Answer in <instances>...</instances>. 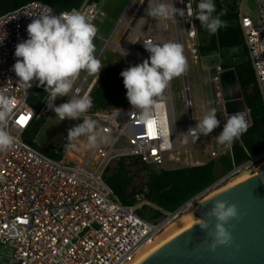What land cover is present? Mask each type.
<instances>
[{"label":"built area","instance_id":"2783aa9c","mask_svg":"<svg viewBox=\"0 0 264 264\" xmlns=\"http://www.w3.org/2000/svg\"><path fill=\"white\" fill-rule=\"evenodd\" d=\"M243 1L237 8L238 23L264 105V0H255L259 13L256 24L243 13ZM102 2L82 0L77 6L60 9L33 0L0 14V92L15 98L7 127L17 138L11 149L0 152V245L12 250L9 257L0 254V264H137L142 251L152 245L178 216L194 211L196 204L223 182L241 173L255 172L264 161L263 149L245 162L233 165L226 174L172 211L152 202L145 195V187L135 191L132 203L120 201L104 180L113 164L121 158H128L158 170L167 169L164 168L165 157L177 161L173 153L186 145L181 143L178 135L194 128L196 121L186 71L181 75L182 101L186 108L183 131H178L175 125L168 84L153 108L150 121H143L139 111L128 105L88 112L69 126L70 129L81 123L85 116H90L98 121L97 130L110 136L108 143L89 149L85 146V138L73 142L71 148L61 142L51 145V156L27 142L25 134L32 122L50 109L46 104L48 93L39 101L34 99L38 94L36 80L26 92L17 82L19 78L12 71L17 59L14 56L16 44L27 39L26 27L31 20L49 9L53 15L75 9L93 23L104 19ZM150 2L129 0L109 36L103 38L97 58L106 45H111L116 52L128 57L123 58L126 62L135 65L149 56L143 47L146 39L165 43L164 38H167L166 42H179L183 53L187 42L193 58L197 57L193 0H172L181 15H176L175 21L171 19V31H168L165 19L147 17L145 9ZM187 4H191V8ZM129 11L130 18L127 17ZM119 28L122 29L121 44H116L111 38ZM95 37H99L97 33ZM222 70L218 61L208 73L218 94V75ZM89 76L83 72L78 83L73 85L69 99L73 93L90 95L99 76L87 83ZM55 104H60V97ZM56 120L61 122L57 116ZM66 137L67 134L62 141ZM218 154V150H212L210 159ZM144 209L147 211L142 215Z\"/></svg>","mask_w":264,"mask_h":264},{"label":"clouds","instance_id":"9594fccd","mask_svg":"<svg viewBox=\"0 0 264 264\" xmlns=\"http://www.w3.org/2000/svg\"><path fill=\"white\" fill-rule=\"evenodd\" d=\"M187 7L191 8V4H187ZM145 11L147 17L156 19L175 21V16L181 15L179 9L173 6L172 0H151ZM215 12L214 0H199L195 18L210 34H216L225 26L220 18L224 13L214 15ZM97 31L89 17L78 10L53 15L52 9H49L31 20L26 27L27 39L15 46L14 56L17 59L12 65V71L19 78L17 82L25 92L32 86L33 80L38 82L37 86L43 85L44 91L48 93L47 107L56 114L59 121L78 120L93 106L90 95L78 96L73 93L71 99L59 105L55 104V100L72 92L73 81L81 71L98 77L102 65L100 59L94 55L96 49L93 41ZM143 47L149 53L148 58L127 67L119 75L123 78L122 83L130 106L139 111L143 121H150L153 119V108L158 98L163 96L174 78L187 70L188 64L183 46L179 42L154 43L151 39H146ZM15 102L14 97L0 92V152L8 151L17 143V138L7 127V120ZM220 125L217 109L212 107L194 128L187 133H180L178 137L183 144H187L190 138L195 142L200 135L207 136ZM247 127L244 111L229 114L222 130L216 135L217 144L225 149L231 148L234 141L247 131ZM97 129L98 121L85 116L81 123L68 129L66 147H73V142L80 138H85V146L89 149L110 142V136ZM205 216L215 218L216 221L211 232H208L207 221L200 219L198 223L201 230L211 235L210 247L227 244L231 235L225 224L237 216L236 205L216 200L210 210L205 212Z\"/></svg>","mask_w":264,"mask_h":264},{"label":"trees","instance_id":"16d2710c","mask_svg":"<svg viewBox=\"0 0 264 264\" xmlns=\"http://www.w3.org/2000/svg\"><path fill=\"white\" fill-rule=\"evenodd\" d=\"M33 0H0V14L10 11L18 6ZM52 7L69 9L77 6L82 0H38ZM199 0H193L195 15ZM216 12L220 14L225 26L220 28L216 34H210L201 27L195 18L197 29V53L199 56L219 52L221 49L241 47L239 53L227 56L226 61L220 63L223 69L233 68L242 93V97L249 115L247 131L236 141L231 148L224 152V165L221 172L229 171L233 165H238L251 157L258 155L264 149V105L261 94L256 83L254 71L249 59L246 46L243 41L242 32L238 23L237 6L235 0H214ZM242 55L241 58L237 57ZM237 59V60H236ZM136 65V64H135ZM134 66V65H132ZM120 72L116 71L111 64H107L101 71L95 84L91 88L90 96L93 106L89 112L97 109H107L117 106L130 105L126 98V89L122 83ZM38 94L34 98L39 101L47 92L44 86L37 87ZM44 119L40 117L32 122L25 134V140L34 146L38 144L34 141ZM68 141H63L66 145ZM39 147V146H38ZM45 153L53 156L51 145L39 147ZM130 160L128 164L126 161ZM129 164L135 167L141 166L144 169L148 165L138 162L137 159L121 158L115 163V168L107 170L104 180L114 191L123 204L133 202L132 196L135 193L131 185V175H129ZM219 177L216 175L215 162L213 159L195 165L179 166L175 168L159 169L148 171V176L144 187L145 195L160 207L172 211L182 204L186 199L211 185ZM139 188L136 191L142 190Z\"/></svg>","mask_w":264,"mask_h":264},{"label":"rangeland","instance_id":"374dc122","mask_svg":"<svg viewBox=\"0 0 264 264\" xmlns=\"http://www.w3.org/2000/svg\"><path fill=\"white\" fill-rule=\"evenodd\" d=\"M238 5L240 6L243 0H236ZM129 0H103L102 2V9L105 12L104 19L101 21H94L93 23L96 25L98 31L97 34L99 37H95L93 43L95 44V53L94 55L97 56L102 49L103 46V38L108 37L111 30L115 26L116 22L118 21L119 17L123 13L126 5L128 4ZM165 2H169V0H165ZM243 13L249 16L254 24H256L259 20V13L257 9V5L255 0H244L243 1ZM127 17H131V11L128 12ZM168 24V31L172 29V22L171 19H165ZM122 35V29L119 28L116 33L112 36L111 40L113 43H120L119 37ZM167 38H164L166 43ZM171 41V40H170ZM121 44V43H120ZM241 51V47H234L230 49H221L219 52L211 53L204 56H199L197 54L196 58H193L192 53L190 52L189 48H187V42L184 44V55L187 59V83L189 86V93L193 101V111L196 116L195 125L199 123V121L203 118L206 112L215 107L217 109V118L221 120V125L218 126L216 129L212 131L207 136L200 135L197 140L194 142L192 139H189V142L181 148L177 153H173V155L177 156V161L168 160L165 157L164 161V168H175L179 166H188V165H195L199 163H203L210 159V152L212 150L219 151V154L213 157L215 162V170L216 175L218 177L223 176L227 172L222 173L221 167L224 165L225 160V153L228 149H225L223 146L218 145L216 142V135L219 131L222 130L223 124L225 121V113L223 109V102L218 94V89L215 87V83L211 82L208 73L212 72V67L215 63H217L220 59V54L222 56V60L226 61L227 56L233 53H239ZM237 57L241 58L242 55H238ZM123 58H128L126 55L116 52L111 45H106L102 52L100 53L98 59L101 61L102 69L107 65L111 64L114 69L118 72L126 69L129 66H132L131 63L126 62ZM237 60V59H236ZM102 69L98 73L100 75ZM84 71H81L80 76L73 85H76L82 76ZM93 77H97L96 75H90L87 83L91 81ZM170 92H171V101H172V108L174 114V121L178 131H183L185 129V115H186V108L183 104L182 98V78L181 76L174 78L170 83ZM71 92L65 96L60 97V103L65 102L69 99ZM44 123L38 130L37 134L35 135L34 141L38 144L39 147H45L47 145H57L60 144L62 139L67 134L69 126L73 123V120L66 119L61 122L56 120V114L50 109L47 113L43 116ZM130 160L126 161L128 164ZM115 164L110 167V170L115 168ZM149 168L144 169L141 166L135 167L132 164H129V175H131V185L134 187L135 191L139 188H143L145 181L148 176V171H155L158 170L154 166H149ZM254 171L250 173H241L237 177L244 175L248 176L253 174ZM236 177L232 180H228L223 182V184L217 186V188L211 190L213 192L215 190L223 188L230 182H233ZM147 209L141 211V214L144 215ZM194 216L199 217L198 214L194 211ZM176 220V219H175ZM174 220V221H175ZM173 221V222H174ZM169 226V225H168ZM168 226L165 228L167 229ZM163 230V232L165 231ZM163 232L158 235L157 238L162 236ZM12 253L11 248L7 246L0 245V254L6 257H9Z\"/></svg>","mask_w":264,"mask_h":264},{"label":"water","instance_id":"95a60500","mask_svg":"<svg viewBox=\"0 0 264 264\" xmlns=\"http://www.w3.org/2000/svg\"><path fill=\"white\" fill-rule=\"evenodd\" d=\"M220 93L225 113L244 111L249 115L233 68L219 73ZM224 200L237 207V216L225 228L231 235L227 244L210 247L215 218L205 216L213 202ZM208 232L196 222L159 246L137 264H264V161L248 177L206 195L195 206Z\"/></svg>","mask_w":264,"mask_h":264},{"label":"bare ground","instance_id":"6f19581e","mask_svg":"<svg viewBox=\"0 0 264 264\" xmlns=\"http://www.w3.org/2000/svg\"><path fill=\"white\" fill-rule=\"evenodd\" d=\"M169 109L171 110V107ZM168 121H169V118H168ZM169 127H170V122H169ZM248 176H245V174H244V175H241L239 177H236V179L233 182H230V184L223 186V188L227 187L229 185H232V184H234V183H236V182H238V181H240V180H242ZM218 190H220V189H218ZM218 190L210 192L209 195L218 191ZM193 212L194 211H186L183 214H181L180 216H178V218L174 222H172L168 226L167 229H165L162 236L157 238L152 245H149L145 250L142 251V253L140 255L139 262L142 259H144L146 256H148L151 252H153L155 249H157L159 246H161L162 244L167 242L169 239H171L172 237L176 236L177 234H179L183 230L187 229L188 227H190L193 224H195L196 222H198L200 220V218L195 217Z\"/></svg>","mask_w":264,"mask_h":264},{"label":"crops","instance_id":"0c3cea01","mask_svg":"<svg viewBox=\"0 0 264 264\" xmlns=\"http://www.w3.org/2000/svg\"><path fill=\"white\" fill-rule=\"evenodd\" d=\"M236 1V0H235ZM236 6H237V8H238V3H237V1H236Z\"/></svg>","mask_w":264,"mask_h":264}]
</instances>
